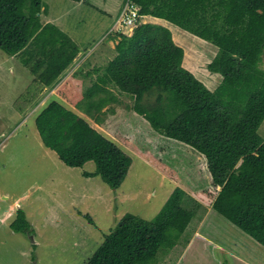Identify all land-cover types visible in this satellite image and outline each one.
I'll use <instances>...</instances> for the list:
<instances>
[{
  "label": "trees",
  "instance_id": "obj_1",
  "mask_svg": "<svg viewBox=\"0 0 264 264\" xmlns=\"http://www.w3.org/2000/svg\"><path fill=\"white\" fill-rule=\"evenodd\" d=\"M130 1L140 7L141 16L166 20L217 47L207 69L229 84H243L263 61L264 0ZM47 13L44 0H0V49L21 58L40 86L54 89L80 48L57 26L43 24ZM121 36L114 58L94 70L96 83L130 97L134 112L156 133L203 155L213 184L221 187L212 209L264 247V138L259 134L264 93L253 94L246 106L215 94L183 67L185 51L163 26L140 23L131 36ZM104 105L87 95L78 109L100 123ZM35 124L44 146L66 166L94 162L95 171L84 176H99L114 190L126 180L132 158L59 101L41 109ZM242 160L244 170L237 173ZM185 196L176 188L150 221L125 214L86 264H155L162 248L168 251L178 244L201 208L183 207ZM84 217L94 224L89 215ZM10 227L15 233L34 234L21 209Z\"/></svg>",
  "mask_w": 264,
  "mask_h": 264
},
{
  "label": "rangeland",
  "instance_id": "obj_2",
  "mask_svg": "<svg viewBox=\"0 0 264 264\" xmlns=\"http://www.w3.org/2000/svg\"><path fill=\"white\" fill-rule=\"evenodd\" d=\"M86 1L97 8L71 0H44L47 17L78 45L83 60L72 65L54 89L44 90L41 103L42 98L36 95L39 88L31 86L35 76L25 68L21 58L9 56L0 49V264H33V257L35 264H86L125 214L153 220L176 188L186 192L183 207L201 206L178 240L187 242L201 214L218 192L205 158L198 154L197 157L193 148L156 133L134 112V101L130 97L96 83L94 70L106 66L103 64L106 56H100L97 51L106 42L116 46L121 35L131 36L133 32L115 31L117 37L106 39L105 29L111 26L112 19L105 18L101 10L117 9L126 0ZM106 3L114 7H107ZM48 18L42 15L41 19L47 21ZM196 46L202 48L203 45ZM186 51L189 62L200 63L201 67V63L208 61L205 57L204 62L195 59L197 48L194 45L186 47ZM253 70L248 72V84L259 80L264 85V57ZM249 89L250 86L232 92L239 96L243 91L244 98L237 97L234 103L244 105L258 90L247 91ZM224 92L231 95L227 90ZM87 95H92L94 102L104 101L102 122L96 123L78 109ZM52 100L83 117L132 158L129 173L119 189H112L99 176L83 175L95 171L94 162L82 168H70L44 146L35 119ZM259 134L264 138V122ZM244 166V161H240L235 171L241 173ZM19 209L25 211L34 234L12 231L10 226ZM85 215H89L94 224H90ZM238 235L241 234L238 232ZM249 238L246 239L253 247L246 243L245 259L253 264H264V247ZM223 249L224 252H214L216 255L209 251L210 261L214 264L239 262L231 255V248Z\"/></svg>",
  "mask_w": 264,
  "mask_h": 264
},
{
  "label": "crops",
  "instance_id": "obj_3",
  "mask_svg": "<svg viewBox=\"0 0 264 264\" xmlns=\"http://www.w3.org/2000/svg\"><path fill=\"white\" fill-rule=\"evenodd\" d=\"M74 3L83 4V5L89 4L90 7L95 8V9L97 8V6L95 4L89 3L86 0H81V2H74ZM123 4H124V2H123ZM123 4L119 5V7L117 9L113 8L111 11L101 10V12L104 13L105 18L110 17L112 19V23L110 24L111 26L108 29H105V31H106L105 33H107V37H106L107 40L112 36L117 37V34L113 31V29L116 28V23H117V20L120 16ZM106 5H107V7H114V4H113V6H110L109 3L108 4L106 3ZM43 15L45 16V18H48L46 14H43ZM42 22H43V24H48V23L53 24L54 23L51 21V19H49L47 21L42 20ZM140 23L156 24V25H160V26H163V27L169 29L172 33V36H173L175 43L177 45H179L180 47H182L185 51V56H184V60H183V67L186 68L187 70H189L198 80L203 82L212 92L222 96V98H224L225 100L234 103V102H236L235 100H237V97L239 99L244 98L242 96L243 91L241 92V94L239 96L238 95L235 96L231 93L232 92L235 93V91H237L239 89L244 90V88H246L248 86H250L251 89H249L247 91H252L255 89H258V90L253 92L248 97V99L246 100V103L242 106L247 105L250 97L253 94L264 93V85H262V83L259 80L255 81V83L251 82L250 85L248 84L249 83L248 81H250V80H248L249 74H247V77L244 80L243 84H241L240 86H234L232 84H229L226 80L222 79V77L220 75L210 73L207 69V65L212 62V60L214 59V57L216 56L217 51H218L217 47H215L214 45L202 40L201 38L187 32V31L181 29L180 27H178V26H176V25H174V24H172L166 20H163V19L155 18L152 16H142ZM196 41H198V42H196ZM196 44H201L203 46H202V48H199L196 46ZM193 45L197 48V53L194 54L196 56L195 59L199 58L201 60V62H204L203 57H205L208 60L206 63H201L202 64L201 67L199 65L200 63L193 62V61L189 62L187 60L188 57H187L186 47L190 48ZM115 47H116L115 45H113V44L111 45L109 42L108 43L106 42L104 47H102L101 50L97 51V53L100 52V54H99L100 56H102V57L106 56L105 63H103V64L107 65L109 63V61H111L114 58V56L116 55ZM214 47L216 48L215 51L212 50V48H214ZM97 53H95V54H97ZM94 55H92V56H94ZM16 57H18V56H16ZM82 57H83L82 51L80 49V54L78 55V57L75 60L73 65H75L76 62H78V61L81 62L83 60V59H81ZM82 65H83V63L80 64L79 67H81ZM202 67H205V69H203ZM205 70H206V72H205ZM250 71H254V70L251 69ZM31 86H33L32 89L33 88H35V89L39 88V92H38V94H36L37 97H39V98L40 97L42 98L44 93L46 92L44 90L48 89V87H43V86H40L38 83H36L35 78L33 79ZM226 90L231 95L226 94L224 92ZM27 93H28V91H27ZM39 98H37V99H39ZM43 99L44 98H42V100L40 102L38 100L36 102L41 103L43 101ZM43 106H42V108H43ZM172 141H175V140H172ZM175 142L180 143L178 141H175ZM180 144H183V143H180ZM197 154L202 156L203 158H205L203 155L196 152L197 157H198ZM243 170H242V172H243ZM84 173H83V175H84ZM211 180L213 182V179H211ZM215 188H216V190L218 189V192L221 190V187L215 186ZM218 192H217V194H218ZM217 194H216V196H217ZM212 203L203 211V214H201L200 220L198 221L197 225L193 228V233L191 234L190 240H188L187 242L179 241L178 244L174 248H172L171 250L162 252L161 256L157 260L158 261L157 264H207V263L208 264L209 263L214 264L213 260L210 261L208 252L209 251H212L213 253L214 252L219 253L220 251L224 252L223 247H225L228 251H229V248H231L232 254L231 253L230 254L235 255L234 256L235 261L241 262L240 264H253L252 261L247 260L244 257L245 252H246L244 246L246 245V243L251 248L253 247V245H251L250 241H248V239H246V238H248V236L245 233H243L241 230H239L237 227H235L233 224L226 222L224 219L220 218L219 217L220 215L217 214L212 209ZM238 232L241 235H238ZM250 239L251 238H249V240ZM253 243H255V241ZM255 244H254V246H256ZM231 245H233V246H231ZM254 249H252V251H254ZM204 256H205V259H204ZM239 262L238 263L234 262V263L239 264Z\"/></svg>",
  "mask_w": 264,
  "mask_h": 264
},
{
  "label": "built area",
  "instance_id": "obj_4",
  "mask_svg": "<svg viewBox=\"0 0 264 264\" xmlns=\"http://www.w3.org/2000/svg\"><path fill=\"white\" fill-rule=\"evenodd\" d=\"M140 7L137 4L132 3L130 0L124 4L120 16L116 23V28L113 29L115 32L131 31L136 29L141 21Z\"/></svg>",
  "mask_w": 264,
  "mask_h": 264
}]
</instances>
